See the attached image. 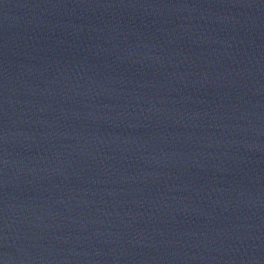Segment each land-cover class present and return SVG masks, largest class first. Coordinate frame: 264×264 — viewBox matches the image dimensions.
<instances>
[{"label":"water","instance_id":"1","mask_svg":"<svg viewBox=\"0 0 264 264\" xmlns=\"http://www.w3.org/2000/svg\"><path fill=\"white\" fill-rule=\"evenodd\" d=\"M0 264H264V0H0Z\"/></svg>","mask_w":264,"mask_h":264}]
</instances>
